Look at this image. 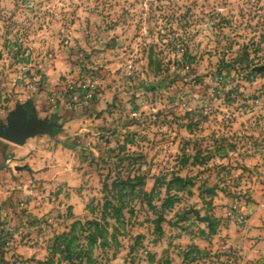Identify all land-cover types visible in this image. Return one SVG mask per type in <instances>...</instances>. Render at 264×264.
Instances as JSON below:
<instances>
[{
  "label": "rangeland",
  "instance_id": "374dc122",
  "mask_svg": "<svg viewBox=\"0 0 264 264\" xmlns=\"http://www.w3.org/2000/svg\"><path fill=\"white\" fill-rule=\"evenodd\" d=\"M18 106L61 133L0 138V264H264V0H0Z\"/></svg>",
  "mask_w": 264,
  "mask_h": 264
},
{
  "label": "water",
  "instance_id": "95a60500",
  "mask_svg": "<svg viewBox=\"0 0 264 264\" xmlns=\"http://www.w3.org/2000/svg\"><path fill=\"white\" fill-rule=\"evenodd\" d=\"M54 121L38 118L27 106H18L8 117V124L0 125V138L15 145H23L28 138L54 135Z\"/></svg>",
  "mask_w": 264,
  "mask_h": 264
},
{
  "label": "trees",
  "instance_id": "16d2710c",
  "mask_svg": "<svg viewBox=\"0 0 264 264\" xmlns=\"http://www.w3.org/2000/svg\"><path fill=\"white\" fill-rule=\"evenodd\" d=\"M59 133H61V130L57 129L55 131V134H59ZM179 180L182 181V179H179ZM96 226L98 227L99 225L97 224ZM95 243L96 242H92L93 246ZM59 245H62L64 247V250L61 252L63 255H65V257L63 258V261L67 262L68 264H84L85 263L84 259H86V257L84 253L82 252V250L79 251V247H72L69 242H63V241H61ZM87 260H89V258H87ZM0 262L5 263V259L3 257L2 252H0ZM53 263L54 262H52L51 260V264Z\"/></svg>",
  "mask_w": 264,
  "mask_h": 264
},
{
  "label": "crops",
  "instance_id": "0c3cea01",
  "mask_svg": "<svg viewBox=\"0 0 264 264\" xmlns=\"http://www.w3.org/2000/svg\"><path fill=\"white\" fill-rule=\"evenodd\" d=\"M54 122L56 123V120L54 119ZM58 129V127L56 128V130ZM55 130V131H56ZM60 135V133L59 134H54V136L55 137H58ZM45 136H47V135H45ZM39 137V136H38ZM34 140H30V141H32V142H25L23 145H21V146H16V148H14L13 150H12V153L14 154V159L12 160H10V159H8L7 160V162H16L15 160L18 158V157H20V156H25V157H27V156H29L32 152H33V150L35 149V146L38 144V138H33ZM9 150V149H8ZM5 153V148H3V154ZM27 161H30V160H27ZM264 221V220H263ZM262 220L261 221H259V226L261 227L259 230H256V231H258V232H261L262 234H264V222H263ZM251 229H252V227H251ZM254 230V229H253Z\"/></svg>",
  "mask_w": 264,
  "mask_h": 264
}]
</instances>
